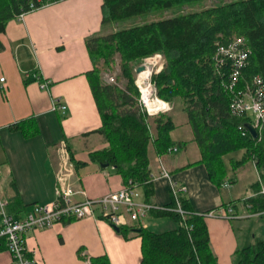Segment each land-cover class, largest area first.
Wrapping results in <instances>:
<instances>
[{
    "label": "crops",
    "instance_id": "1",
    "mask_svg": "<svg viewBox=\"0 0 264 264\" xmlns=\"http://www.w3.org/2000/svg\"><path fill=\"white\" fill-rule=\"evenodd\" d=\"M101 5L102 0L49 3L25 13L22 19L11 20L0 33V79L4 76L0 80V198L7 204L18 200L19 210L14 213H9L6 205V211L16 219L23 218L34 204L56 198L55 146L61 141L68 144L76 160L87 162L75 168V189L99 198L124 184L113 167H103L88 157L90 152L107 146L104 137L94 132L101 119L85 75L92 68L86 40L109 32L102 24ZM25 71L30 75L24 76ZM42 81L48 82L46 89L39 87ZM54 99H59L66 109L53 110ZM170 116L176 125L171 138L183 144L162 155L155 153L152 144L148 146L151 204L175 205L170 186L173 181L186 187L180 203L188 201L189 209L182 206L187 211L203 214L232 205L236 214L233 218H204L217 264H236L239 249L256 239L264 241V216L250 215L244 201L254 195L251 184L258 179L257 169L253 162L236 170L227 168L223 184L216 186L204 164L198 162L200 152L192 140L186 114L182 110L179 113L181 124ZM29 117L38 127L36 135L27 137L20 130L10 129V124ZM182 124L189 129L186 139L173 136ZM236 152L239 155L230 156L226 163L243 154V150ZM248 163L254 167L256 177L246 182L241 197L236 187L239 177L246 176ZM162 168L169 173L168 178L161 176ZM83 198L82 194L75 195L76 200ZM142 199L145 201L143 190ZM231 201L235 202L229 204ZM163 218L168 217H156L150 211L143 221L151 228ZM25 242L31 255L45 264H89L90 257L99 255H106L110 264H138L141 260L140 237L130 233L125 238L106 219L97 216L59 221L49 228L30 231ZM0 264H11L6 249L0 251Z\"/></svg>",
    "mask_w": 264,
    "mask_h": 264
},
{
    "label": "trees",
    "instance_id": "2",
    "mask_svg": "<svg viewBox=\"0 0 264 264\" xmlns=\"http://www.w3.org/2000/svg\"><path fill=\"white\" fill-rule=\"evenodd\" d=\"M57 1L60 0H0V33L22 12ZM194 1L198 0H102V24ZM236 37H243L250 49L248 62L237 81L239 91L256 75L264 81V0H237L89 37L86 47L92 68L85 75L101 119L94 132L107 142L105 148L89 153V161L113 167L123 183L135 180L145 201L152 203L148 146L152 144L155 153L162 155L183 144L171 138L176 125L170 115L159 113L151 120L140 103L142 88L137 87L134 69L143 59L161 53L163 67L151 75L150 81L156 95L164 101L182 100L192 140L200 152L198 162L204 164L210 180L220 187L228 172L224 157L243 150L239 159L230 158V167L236 170L247 162L254 163L258 172V179L251 184L254 195L244 201L251 212L264 210V197L259 194L261 185L264 186V133L254 137L247 128L251 117L230 112L234 93L225 85L232 65L226 61L217 69L213 59L219 44H227ZM116 54L120 57L118 79L125 80L124 87L105 83L101 77ZM9 127L27 137L38 133L32 117ZM71 160L75 168L87 163L72 155ZM17 201L7 204L9 213L19 210ZM182 206L190 208L187 200H182ZM151 213L171 218L175 227L155 231L138 223L119 226V233L125 238L130 233L140 237L138 264H217L202 214L191 212L182 217L174 211L156 209ZM3 249L5 239L0 237V251ZM236 254V264H264V241L256 239ZM89 264H110V261L106 255H99L90 257Z\"/></svg>",
    "mask_w": 264,
    "mask_h": 264
},
{
    "label": "built area",
    "instance_id": "3",
    "mask_svg": "<svg viewBox=\"0 0 264 264\" xmlns=\"http://www.w3.org/2000/svg\"><path fill=\"white\" fill-rule=\"evenodd\" d=\"M32 9L34 10V7ZM24 14L25 12H22L16 19H22ZM249 53L250 49L245 39L243 37H236L227 44H219L213 59L217 69L226 61L231 63L230 79L225 85L229 91L234 93V97L230 103V112L236 116H251L252 121L250 123L255 128L257 136H259L264 133V81L262 77L260 75L252 77L243 90L236 91L238 78L242 68L248 62ZM150 59L155 60L157 64L156 72H158L163 66L164 59L162 54L156 53L144 60L147 62ZM0 80L2 81L3 78ZM47 86L48 82L46 81L39 83L41 89H46ZM154 98L168 105L166 101L157 97L156 92ZM52 109L65 110L66 105L59 99H54L52 101ZM147 113L150 114L148 110ZM176 150L177 148L173 147L169 148L168 152ZM55 153L57 157L55 172L56 198L52 202L34 204L23 218L16 219L6 211L7 201L0 198V217L2 222L0 237L5 239V248L10 254L11 264H45L31 255L30 250L26 246L25 236L30 231L49 228L59 221L97 216L106 219L110 224L116 226H127L138 223L140 226L146 227L143 220L153 209L174 211L182 217L191 213L183 209L180 203V196L186 191V187L178 185L173 181L170 182L171 192L175 200V205L172 207L158 206L144 201L142 199L141 187L132 179L124 183L117 191L109 192L99 198L88 197L84 190L75 189L74 187L75 167L71 160L67 143L61 141L56 144ZM160 173L163 177H169V173L164 168H162ZM76 194H82L84 198L76 200ZM259 194L264 197L263 185H261ZM249 214L264 216V210L250 212ZM202 215L204 217L216 216L225 218L236 216L232 205H229L227 208L218 207Z\"/></svg>",
    "mask_w": 264,
    "mask_h": 264
},
{
    "label": "rangeland",
    "instance_id": "4",
    "mask_svg": "<svg viewBox=\"0 0 264 264\" xmlns=\"http://www.w3.org/2000/svg\"><path fill=\"white\" fill-rule=\"evenodd\" d=\"M233 1H237V0H198V1L190 2V3L178 5V6L164 8V9H161L158 11L143 13L141 15L133 16V17H130L128 19L118 21L116 23H109V24L104 25V30H107L110 32V31L115 30V29H123V28L131 27V26H135V25H141L144 23L158 21V20L165 19L168 17H173V16L185 14V13L195 12V11H199V10H202L204 8H207V7L218 6V5H222V4L233 2ZM145 61L146 60L143 59L142 63H140V64L146 65L144 72L148 68L150 69L149 86H150V91H151V98H152V100L153 99L156 100L154 98L156 91L154 89L153 84L150 81V77L153 73H156L157 64H156L155 60L150 59V61H147L148 63ZM145 63H147V64H145ZM163 64H164V60H163ZM120 72H121V70H120V57L118 54H116L113 57V62L110 64V66L108 68H105L101 74L103 82L110 83V84H117L120 87H124L125 86V80L123 78L118 79ZM23 75L29 76L30 73L25 71V72H23ZM134 75H135V78L137 80V84L139 87L141 85V79H140L141 75H139V73H137L135 69H134ZM3 80H4V76H3ZM2 91H4V89H2ZM144 92H145V89L142 88V94H144ZM173 101H174L173 104L166 101L168 103V105H166L165 110L158 111L157 113H154V114H149L151 120L153 117L158 116L159 113H166L168 115H170V114L173 115L175 121H177L179 124H181L183 121H181L180 118H178V115L183 108V102L180 98H176ZM155 102H157V101H155ZM140 103L143 106V108H145V110L147 112L148 106L145 102L144 103L146 104V106L143 104V101L141 100V92H140ZM158 105H160L162 107L161 104H158ZM158 105H155L152 107V109L150 108L148 110H150V111L152 110L151 112H153L155 110L154 108L158 107ZM184 126H185L184 124L178 126V128L173 132V134H174L173 136L186 139L185 138L186 130L188 131L189 129H188V127L184 128ZM239 153L240 152L231 153L229 155H226L224 157V159L227 162V159L230 156H238ZM226 164H227V168H230L229 164L228 163H226ZM246 170H247L246 173H244V174H246V176L244 175L242 177H239V183L236 187L237 188L236 190L241 197L244 193V190L246 187V182L252 181L256 177V171L254 170V167L252 166L251 163H248ZM241 193H242V195H241ZM155 223H158V225L157 226H155V225L151 226V229L155 230V231L168 230V229H171L172 227H174V225H175V222L169 217L163 218L162 221H156Z\"/></svg>",
    "mask_w": 264,
    "mask_h": 264
},
{
    "label": "bare ground",
    "instance_id": "5",
    "mask_svg": "<svg viewBox=\"0 0 264 264\" xmlns=\"http://www.w3.org/2000/svg\"><path fill=\"white\" fill-rule=\"evenodd\" d=\"M144 71H141V72H139V75H141L142 73H143ZM149 73H150V69L148 68L142 75H141V85H140V87L141 88H144L145 89V92H144V94H142V97H141V100L143 101V104L146 106V104H147V108L148 109H152V107L153 106H155V105H158V104H161L162 105V107L160 106V105H158V107H155L154 109V111L153 112H151L150 110H148L149 111V113L150 114H154V113H156L158 110H161L162 108L163 109H165L166 108V105L162 102V101H159L158 99H156V100H152V98H151V91H150V86H149ZM155 101H157V102H155ZM146 104H145V103Z\"/></svg>",
    "mask_w": 264,
    "mask_h": 264
},
{
    "label": "water",
    "instance_id": "6",
    "mask_svg": "<svg viewBox=\"0 0 264 264\" xmlns=\"http://www.w3.org/2000/svg\"><path fill=\"white\" fill-rule=\"evenodd\" d=\"M136 72L139 73L141 71L145 70V65L144 64H139L136 68H135ZM247 128L249 129L250 133L256 137L257 136V132L255 130V128L253 127V125L251 123L247 124ZM101 166L103 167H107V164H101ZM112 227L114 228V230H116L117 232H119L120 228L119 226L116 225H112Z\"/></svg>",
    "mask_w": 264,
    "mask_h": 264
}]
</instances>
